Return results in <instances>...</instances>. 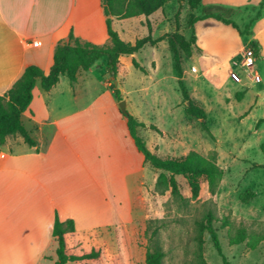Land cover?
Returning <instances> with one entry per match:
<instances>
[{
	"label": "crops",
	"instance_id": "0c3cea01",
	"mask_svg": "<svg viewBox=\"0 0 264 264\" xmlns=\"http://www.w3.org/2000/svg\"><path fill=\"white\" fill-rule=\"evenodd\" d=\"M261 1L202 0L197 7L216 9V13L205 14L231 20L237 11L249 12L245 26L249 24L250 33L244 35L231 24L213 17L193 23L196 38L189 58L196 53L202 56L201 36L210 32V28L216 29V75L224 70L225 82L229 83V90L223 95L225 103L233 102L238 91L243 95L236 100L242 103L249 88L262 81V77L257 82L244 80L236 89L238 82L231 78V72L236 71L234 58L252 41L259 48L256 61L264 63V5ZM151 15L138 17L150 19ZM104 20L101 0H0V95L29 64L47 72L55 44L67 40L70 31L82 40L107 43ZM147 30L144 36L151 34L152 38L175 31L152 27ZM154 30L158 33L154 34ZM178 32L184 35L181 29ZM33 40L37 43L33 44ZM145 47L150 50L149 55L143 57L146 63L137 58ZM168 49L167 40L162 39L154 45H144L131 54L130 61L123 62L126 54L121 55L115 79L108 73L106 57H101L88 70L80 69L73 84L66 74L60 75L48 91L42 89L39 79L36 81L30 105L21 115L22 124L35 144H28L18 133L0 143V264L53 262L46 257L55 255L52 227L56 216L61 221L72 219L75 228L82 233L111 225L127 226L146 216L145 210L155 189L156 172L148 173V162L130 136L112 81L116 80L114 84L128 112L144 123L138 128L140 137L143 133L154 138L150 125L165 132L158 124L142 117L132 94H140L143 103L149 109L154 108L158 101L153 84L161 79L164 53ZM219 65L221 69L217 68ZM136 69L142 74L140 86L129 89L127 81ZM182 71L183 81L186 74L194 73L193 76L198 77L195 63L187 69L182 62ZM245 108L239 119L249 116L253 105L248 103ZM142 139L153 151L146 136Z\"/></svg>",
	"mask_w": 264,
	"mask_h": 264
},
{
	"label": "rangeland",
	"instance_id": "374dc122",
	"mask_svg": "<svg viewBox=\"0 0 264 264\" xmlns=\"http://www.w3.org/2000/svg\"><path fill=\"white\" fill-rule=\"evenodd\" d=\"M211 11L216 13L213 8H191L188 0H171L153 13L150 19H144L143 16L138 17L139 19H115L113 28L123 40L131 43L147 34V28L151 27L181 29L184 35L190 38V18ZM248 13L245 10L237 11L231 17L240 28H245ZM221 14L228 15L226 12ZM208 30L210 32L200 39L204 47L202 56L199 57L200 54L196 53L189 58L181 50L180 56L184 68L190 69L193 63L198 67V72L195 73L198 77L195 78L194 73L186 74L184 83L189 97L191 96L194 102H202L198 105L206 111L205 123L212 135L202 128L201 119H196L185 111L186 102L183 101L177 84L170 49L164 53L161 79L153 84L158 103L153 109H149L140 94L133 93L132 97L139 104L142 117L158 124L165 131L149 130L148 132H153L154 138L145 134L146 140L154 147L153 151L157 155L181 158L189 151H196L208 157L214 151L217 153V164L223 168L224 175L215 194L210 192L205 177H200V190L196 198L191 197L190 187L182 175L176 176V180L183 199L172 195L170 191L158 194L154 189L151 202L145 210L146 216L123 226L129 240L131 264H145V253L150 244L148 238L154 230L157 231L154 238L165 252V264H192L197 246L196 221L208 208L214 210L216 219L213 221V227L217 230L221 251L228 264H264V241L255 249H250L246 241L232 245L228 239L229 230L234 229L232 225L242 223L249 230L264 229V63L255 61L250 66L251 70H258L257 74L262 77V81L249 88L246 100L240 103L233 99V102L225 103L223 95L229 90V83L225 82V71L220 68L222 65L217 66L221 72L216 75V29ZM157 33V30H154V34ZM149 51L148 47H145L137 54V58L146 63L143 57H147ZM243 57L244 52H241L234 61L239 64ZM130 59L131 54L122 57L123 62ZM238 64L234 63L233 67L243 74ZM132 72L127 81L129 89L140 86L141 83V72L137 69ZM235 84L236 89H239L241 85ZM248 103L253 105L252 112L246 118L239 119L238 116L246 111ZM141 135L142 138L145 137L143 133ZM147 166L150 168L147 169L148 173L151 175L153 171L156 172L157 179L160 170L153 168L149 163ZM223 216H228L232 225L222 227ZM114 228L115 226L111 225L83 233L87 243L105 248L109 258L107 264H115L112 260L117 254ZM202 237L203 255L207 264H223L208 232L205 231ZM54 258L55 255L46 257L53 261ZM46 264L53 262L47 261Z\"/></svg>",
	"mask_w": 264,
	"mask_h": 264
},
{
	"label": "trees",
	"instance_id": "16d2710c",
	"mask_svg": "<svg viewBox=\"0 0 264 264\" xmlns=\"http://www.w3.org/2000/svg\"><path fill=\"white\" fill-rule=\"evenodd\" d=\"M169 1L171 0H101L108 42L96 44L82 40L70 31L67 40L55 44L52 53V64L47 72H44L39 66L34 64L25 66L22 74L3 95H0V143H4L7 136L18 133L23 136L28 144H35V141L30 137L22 124L21 115L30 105L32 90L38 79L40 80L42 89L45 91L50 90L58 82L62 74H66L73 84L76 81V74L80 69L88 70L101 57H106L108 73L115 79L118 74L119 57L121 55L133 54L139 51L144 45H154L162 39L167 40L168 46L173 54L177 84L183 101L186 102V113L196 119H201L202 128L212 135L205 123L207 116L205 109L189 97L186 85L182 79L183 71L180 50L186 57L191 56L196 38L193 23L197 19L213 17L226 24H231L238 30L240 35L250 33L249 24L241 29L231 19L216 14H204L190 18L192 28L190 38L185 37L178 30H175L158 38H152L151 34H148L137 38L133 43L123 40L113 28L114 19L133 18L140 15L149 16L161 9ZM201 1L188 0V5L191 8H197ZM261 5H264V0L261 1ZM258 15L259 11L256 16ZM248 46L253 48L256 54L258 53L259 48L256 42L252 41ZM133 63L135 66H138L137 62L133 61ZM112 88L114 89L116 98L120 101L122 97L119 89L114 83L112 84ZM242 95L243 92L238 91L235 93V98L240 100ZM124 116L127 120L130 136L134 140L138 150L143 154L144 161L148 162L153 168L160 170L155 182V191L158 194H164L166 191H170L172 195L183 199L176 180V176L178 175H182L187 180L192 198H196L199 194L200 177H205L210 192L215 194L218 184L224 175L223 168L217 164L216 152H211L208 157L196 151H189L181 158L161 157L151 151L138 134V128L144 126V123L138 121L129 112H125ZM150 128L160 132L155 125H150ZM215 219L214 210L208 208L203 216L196 221L197 246L192 264H207L203 255L202 234L205 231L210 235L213 247L222 258L223 264H228L226 257L221 251L217 230L213 227V221ZM229 224H231L229 217L223 216L222 227L228 226ZM232 227L234 229L231 228L228 232V239L232 245L246 241L250 249H255L260 242L264 241V229L261 231L249 230L242 223L236 226L232 225ZM114 230L117 254L112 262L115 264H131L127 233L124 232L123 226H115ZM156 234L157 231L154 230L149 235L148 239L150 244L145 253V264H165V252L155 240L154 237H156ZM52 238L56 242L53 264H107L109 262L105 248L87 243L83 237V233L75 228L72 219L61 221L56 216L52 227Z\"/></svg>",
	"mask_w": 264,
	"mask_h": 264
},
{
	"label": "built area",
	"instance_id": "2783aa9c",
	"mask_svg": "<svg viewBox=\"0 0 264 264\" xmlns=\"http://www.w3.org/2000/svg\"><path fill=\"white\" fill-rule=\"evenodd\" d=\"M33 44H36L37 41L33 40ZM256 53L251 47H247L244 51V57L242 58L241 62L238 64V62H235V64L240 65L243 71V76L240 75L238 72L233 71L231 72V78L238 82V83H243L244 80L246 82H257L260 80V75L257 74L255 71L251 70L250 66L254 64L256 61Z\"/></svg>",
	"mask_w": 264,
	"mask_h": 264
},
{
	"label": "water",
	"instance_id": "95a60500",
	"mask_svg": "<svg viewBox=\"0 0 264 264\" xmlns=\"http://www.w3.org/2000/svg\"><path fill=\"white\" fill-rule=\"evenodd\" d=\"M120 109L123 113L127 112L126 110V102L124 99H121L119 102Z\"/></svg>",
	"mask_w": 264,
	"mask_h": 264
}]
</instances>
